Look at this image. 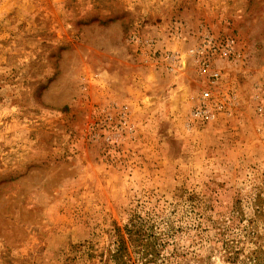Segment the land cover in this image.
<instances>
[{"label":"rangeland","instance_id":"rangeland-1","mask_svg":"<svg viewBox=\"0 0 264 264\" xmlns=\"http://www.w3.org/2000/svg\"><path fill=\"white\" fill-rule=\"evenodd\" d=\"M260 206L264 0H0V264H109L132 220L169 264H226Z\"/></svg>","mask_w":264,"mask_h":264},{"label":"trees","instance_id":"trees-1","mask_svg":"<svg viewBox=\"0 0 264 264\" xmlns=\"http://www.w3.org/2000/svg\"><path fill=\"white\" fill-rule=\"evenodd\" d=\"M236 211V218H241L237 228L232 232L227 227L225 232L216 236L225 263L264 264V208L260 206L251 216H247L241 208ZM243 221L246 223L243 224ZM153 228L145 220H132L124 229L115 227L114 247L109 250L108 263L134 264L137 261L141 264H169L160 254L159 238ZM233 234L240 238L232 239L230 236Z\"/></svg>","mask_w":264,"mask_h":264},{"label":"built area","instance_id":"built-area-1","mask_svg":"<svg viewBox=\"0 0 264 264\" xmlns=\"http://www.w3.org/2000/svg\"><path fill=\"white\" fill-rule=\"evenodd\" d=\"M216 50V51H215ZM220 50V46L217 44H212L210 41L206 42V44H201L195 49L190 50V54L195 59L196 63H199L200 70L202 74L207 75L209 77V81L212 85L218 84L221 79V74L218 71L212 69L211 63L208 58L210 52H217ZM231 50V46L228 44L222 52L224 55L228 54ZM171 64H177L178 57L176 55L169 54L166 57ZM172 69V68H171ZM172 69L171 71H173ZM219 100L214 95L212 88L203 90L200 94L199 99L197 100L196 106L192 111L193 120L199 122H210L215 118V112L213 109V104L218 106ZM126 123V119H124Z\"/></svg>","mask_w":264,"mask_h":264}]
</instances>
